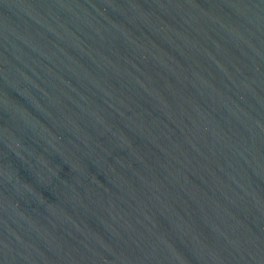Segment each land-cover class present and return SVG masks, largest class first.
<instances>
[{"label":"water","instance_id":"water-1","mask_svg":"<svg viewBox=\"0 0 264 264\" xmlns=\"http://www.w3.org/2000/svg\"><path fill=\"white\" fill-rule=\"evenodd\" d=\"M0 264H264V0H0Z\"/></svg>","mask_w":264,"mask_h":264}]
</instances>
